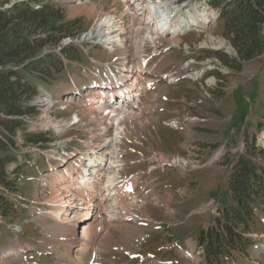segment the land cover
<instances>
[{"label":"rangeland","instance_id":"obj_1","mask_svg":"<svg viewBox=\"0 0 264 264\" xmlns=\"http://www.w3.org/2000/svg\"><path fill=\"white\" fill-rule=\"evenodd\" d=\"M22 1L26 0H15ZM47 3L61 21L76 23L70 28L72 36L61 40L60 47L70 38L94 31L97 16L126 13L122 0ZM176 3H193L197 11L212 14L200 8L198 0ZM212 15L207 26L200 22L196 29L173 37L189 45L188 52L160 49L156 53L147 47L142 52L148 56L147 64L132 97L124 100L128 111L136 115V127L130 125L118 143L123 164L119 175L131 182L137 180L134 210L148 220L129 218L109 224L98 204L93 217L101 221L100 226L76 246L82 242L85 248L70 251L72 233L45 214L53 199L51 187L58 175L79 167L85 153L102 139L114 136L111 124L98 136L107 111L96 110L90 115L96 92L116 89V78L122 79L124 87L133 79L117 75L119 50L93 47L90 56L78 62L63 57L61 71L53 75L50 84L37 85L38 95L30 102L35 114L22 121L28 130L44 133L46 142L41 146L19 143L11 152L17 161L7 165V174L13 169L15 174L9 179L16 186L14 191L0 187L10 207L6 215H0V250L16 243L24 248L16 256L0 254V264H264L261 209L256 210L250 234L237 251L208 262L197 246L200 231L214 225L218 211L230 202L227 183L231 166L244 153L246 143L264 149V53L242 63L241 68H232L236 54L222 35L221 21ZM162 41L173 39L164 37ZM56 50L58 47L49 46L43 54ZM193 73L198 75L193 77ZM172 77L177 80H169ZM136 101L138 106L133 107ZM56 124L64 127L57 129ZM16 140L22 141L19 133ZM154 156L164 161L158 163ZM174 161L183 168L172 165ZM152 167L156 170L151 172ZM93 217L79 223L80 238L84 228L98 224Z\"/></svg>","mask_w":264,"mask_h":264},{"label":"trees","instance_id":"obj_2","mask_svg":"<svg viewBox=\"0 0 264 264\" xmlns=\"http://www.w3.org/2000/svg\"><path fill=\"white\" fill-rule=\"evenodd\" d=\"M217 9L222 35L236 54V65L258 59L264 53V0H209ZM75 21L63 22L51 13L47 0H0V187L14 191L16 182L9 179L7 165L16 163L12 150L22 146H41L44 133L28 130L24 117L35 114L30 105L38 95L37 85L46 87L53 75L60 73L62 60L55 53L43 54L46 47L57 46L72 36ZM61 55L78 62L81 55L69 46ZM17 133L22 141H17ZM264 149L253 142L231 166L227 189L230 202L223 205L214 225L200 231L197 246L208 262H217L230 250L237 251L249 234L257 209L264 211ZM228 164V163H226ZM0 194V215L9 210Z\"/></svg>","mask_w":264,"mask_h":264},{"label":"bare ground","instance_id":"obj_3","mask_svg":"<svg viewBox=\"0 0 264 264\" xmlns=\"http://www.w3.org/2000/svg\"><path fill=\"white\" fill-rule=\"evenodd\" d=\"M145 1L149 4L147 14L143 11L145 6L140 5L137 0H125L126 8L132 7L133 14H135L133 18L128 12L120 17H109L107 14L97 16L98 21L95 31L90 34L102 37L99 41L105 43V46L120 51L116 68L117 75L123 76L125 79H133V81H128L125 86L128 89L126 91L128 94H123L122 98L119 97L120 101L118 100L114 103L107 100L111 98L110 96L107 97L105 94H100V91L96 92V97L93 98L95 106L91 108L92 112L90 115L94 116V111L96 110L107 111V118L105 122H102L101 130H98L101 133H98V136H102L108 130V124L114 126V136L109 140L100 137L103 142L89 153H85L83 162L79 167L67 170L66 174L58 175V179L52 184L53 199L49 206L50 210L45 214L59 225L62 226L64 224V227L72 233L69 239L70 251L78 247L85 248L82 242L76 247L79 240L82 237L86 238L92 233L93 229H97L100 226L101 221L93 217L98 204L103 207L102 212L106 217V222L109 224H113L112 222H117L120 219L127 220L129 218L134 221L145 220L147 222L148 220V218L138 215L134 210L133 204L137 197L135 193L137 180L131 182L126 177L121 179V175H119V167L122 164V160L118 143H121L122 138L125 137V130L129 129L130 125L133 129L136 127V115L133 111H128L129 108L121 100L130 98L133 88H136L135 82L142 77L141 73L144 72L146 61L144 58L138 57L141 52V40L150 37L158 39L161 34L168 31L169 20H171V23L174 20L178 22V26L181 27L180 32L185 33L196 29L197 21H201L203 26H207L214 19L212 14L209 15L207 12L201 13L197 11V6L194 4L181 9L178 6L174 7L171 0H163L164 8L158 10L156 1ZM79 4L77 3V5ZM75 8L82 9L83 7L76 6ZM200 8H203L202 5H200ZM138 14L140 18L136 17ZM136 20H138L137 23L135 22ZM110 35H113V37H110ZM211 40L209 38L210 42H212ZM171 43L175 42L171 41ZM197 75L198 73L192 74L193 77ZM112 96L115 97L114 95ZM136 106H138V101L133 103V107ZM55 127L59 129L64 127V125L56 124ZM153 159L158 161V163L161 160L164 161L161 156H154ZM172 165L183 168V165L179 164L178 161H174ZM153 170L156 169L152 167L150 171L152 172ZM122 200H127V202L123 203ZM154 201L160 200L155 199ZM92 217L98 224H95L89 230L84 228L80 238L77 229L80 225L79 223H83ZM127 228L129 229V226ZM134 228L133 226L132 229ZM135 236H137L136 233ZM23 248V244L16 243L2 248L0 254L16 256L18 251Z\"/></svg>","mask_w":264,"mask_h":264},{"label":"built area","instance_id":"obj_4","mask_svg":"<svg viewBox=\"0 0 264 264\" xmlns=\"http://www.w3.org/2000/svg\"><path fill=\"white\" fill-rule=\"evenodd\" d=\"M144 1L145 0H137V2H139L140 5L145 6V8H146V5H147L146 2L147 1H145V2ZM153 1H156L157 2L158 10H162L164 8L163 7V2H164L163 0H160V1L153 0ZM171 2H173L172 5L174 7H177V6L180 7V5H178L176 3V0H171ZM145 13L147 14L146 11H145ZM130 16L133 18V16H135V14L132 13ZM139 16H140L139 14L136 15L137 18H140ZM171 19L173 20V18H171ZM135 22L137 23L138 20H136ZM175 22H176L175 20L172 23H171V20H169V22H168V24H169V29L168 30L171 31V33H170L171 35L172 34H175L177 32V29H176V27L174 25ZM92 32L93 31H87L86 33L85 32L82 33V35H81V37L79 39L73 40V39L70 38V39H68L69 40L68 43H82V42H85V43H92V44H99V45L100 44H104L105 45V43L99 41L102 37H98L96 34L90 35ZM165 33L166 32H164L163 34H161V36L158 39L162 40L163 39V35ZM110 37H113V35H110ZM148 37H150V36H148ZM158 39L155 38V37H150L148 39H142L141 40L142 48H146V47L147 48H151L153 52H156L157 50L160 49V45L154 43L155 40H158ZM70 40H72L73 42H70Z\"/></svg>","mask_w":264,"mask_h":264}]
</instances>
